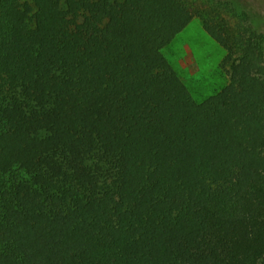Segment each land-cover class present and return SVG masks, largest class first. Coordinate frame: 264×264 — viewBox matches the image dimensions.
<instances>
[{
  "label": "trees",
  "instance_id": "trees-1",
  "mask_svg": "<svg viewBox=\"0 0 264 264\" xmlns=\"http://www.w3.org/2000/svg\"><path fill=\"white\" fill-rule=\"evenodd\" d=\"M193 19L0 0V264H264V36L199 103L163 53Z\"/></svg>",
  "mask_w": 264,
  "mask_h": 264
},
{
  "label": "rangeland",
  "instance_id": "rangeland-1",
  "mask_svg": "<svg viewBox=\"0 0 264 264\" xmlns=\"http://www.w3.org/2000/svg\"><path fill=\"white\" fill-rule=\"evenodd\" d=\"M183 1L194 19L163 53L200 103L234 80L246 39L241 32L253 28L264 36V0ZM205 23L225 37V45L210 36Z\"/></svg>",
  "mask_w": 264,
  "mask_h": 264
}]
</instances>
